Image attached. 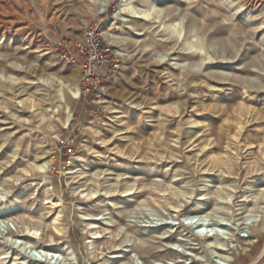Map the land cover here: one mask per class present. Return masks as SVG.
Masks as SVG:
<instances>
[{
    "label": "rangeland",
    "instance_id": "1",
    "mask_svg": "<svg viewBox=\"0 0 264 264\" xmlns=\"http://www.w3.org/2000/svg\"><path fill=\"white\" fill-rule=\"evenodd\" d=\"M119 1L0 0V264H264V0ZM93 18L100 102L55 49Z\"/></svg>",
    "mask_w": 264,
    "mask_h": 264
},
{
    "label": "built area",
    "instance_id": "2",
    "mask_svg": "<svg viewBox=\"0 0 264 264\" xmlns=\"http://www.w3.org/2000/svg\"><path fill=\"white\" fill-rule=\"evenodd\" d=\"M80 41L61 39L55 45L60 60L78 69V97L100 102L105 95V79L117 71L123 55L106 42L100 21L83 19ZM73 144L72 139H59L60 150Z\"/></svg>",
    "mask_w": 264,
    "mask_h": 264
},
{
    "label": "bare ground",
    "instance_id": "3",
    "mask_svg": "<svg viewBox=\"0 0 264 264\" xmlns=\"http://www.w3.org/2000/svg\"><path fill=\"white\" fill-rule=\"evenodd\" d=\"M7 7V6H5ZM2 8V6H0V9ZM135 9V8H134ZM131 6H129L127 4V0H120L117 7H116V10L114 11V17L113 19H117V17H120L122 14H125V13H128L130 15H132L133 17H136V18H143V19H147L150 15V13L146 12V11H139V10H134ZM108 25V24H107ZM107 25L104 27L103 29V34L105 35H109L108 32H107ZM78 93V87H74L73 88V91H72V94L73 95H76ZM57 95H58V98H59V101L60 103L59 104H56V109L55 111H58L59 108L62 106L63 107V111H62V115L60 118H58L60 124L62 125V127H68L69 123H70V120H71V113H70V110L68 108V105L66 104L65 100H64V97L61 93V91L57 90ZM55 107V106H54ZM51 118V116H49ZM58 126V125H57ZM50 158V157H49ZM48 158V159H49ZM50 162H52V159L50 158L47 162L43 163L42 166H37V168H45L48 164H50ZM85 194V193H84ZM94 194V193H93ZM45 195V194H44ZM83 195V194H82ZM49 196V195H48ZM262 224V223H261ZM260 224V225H261ZM201 225H196L195 228H199ZM28 230V229H27ZM33 230V229H32ZM213 230V228H212ZM211 229L210 230H205V231H201L199 233H195L197 235V237H199L200 239H203L205 241V247H209V249L213 246H216L219 242V240H217V244L215 243V238L217 237V233H215L214 231H212ZM196 231H200V229H196ZM216 231V230H215ZM260 231H264V224L261 225L260 227ZM33 233H36L37 234V231L36 229L33 230ZM97 233V231H96ZM250 233V232H249ZM213 239V241H212ZM254 239V238H253ZM7 240V239H6ZM246 242L244 244H242L241 246V250L244 249L243 245H249L250 243H253V241L251 240V238H247L245 240ZM9 242V241H8ZM13 242V241H12ZM221 242V241H220ZM219 242V243H220ZM11 244V243H10ZM112 244V243H111ZM141 244V248H142V251H146V248L143 247V243H140ZM225 245V244H223ZM222 245V246H223ZM172 246V245H171ZM219 246V245H217ZM222 246H220V248L222 249L221 252L224 253L223 251V248ZM234 246V245H233ZM236 246V245H235ZM226 247V246H225ZM236 248V247H235ZM247 248V247H246ZM161 249V248H160ZM174 252H181V251H178L177 249L173 248ZM226 250V249H225ZM240 250V251H241ZM245 250V249H244ZM220 251V250H219ZM229 251V250H228ZM227 251V252H228ZM232 252V251H231ZM48 255L50 256V259H53L55 258V253L50 251V252H47ZM2 254H6V252H1L0 251V255ZM17 254V253H16ZM18 255V254H17ZM16 256V255H15ZM224 256V255H223ZM260 256V255H259ZM262 257V256H261ZM226 258V257H224ZM229 260L233 261L234 257L233 256H230L228 257ZM11 261H13L14 263L13 264H24L23 261H18V259L16 257H13L10 259ZM24 260V259H23ZM257 260V259H256ZM56 261H53L52 264H59V261L57 260L56 258ZM37 262V261H36ZM28 263V261H27ZM34 263V262H33Z\"/></svg>",
    "mask_w": 264,
    "mask_h": 264
}]
</instances>
